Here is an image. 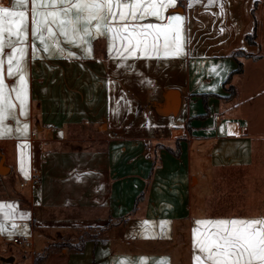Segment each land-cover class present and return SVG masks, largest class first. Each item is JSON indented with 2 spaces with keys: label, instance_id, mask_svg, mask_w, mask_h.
<instances>
[{
  "label": "crops",
  "instance_id": "obj_1",
  "mask_svg": "<svg viewBox=\"0 0 264 264\" xmlns=\"http://www.w3.org/2000/svg\"><path fill=\"white\" fill-rule=\"evenodd\" d=\"M252 3L175 0L140 21L182 18L184 54L168 57L110 55L105 38L88 54L60 37L65 54L36 41L33 58L29 15L26 83L5 73L25 115L12 92L15 119L0 126V264H35L42 251L39 264H195L194 229L205 230L194 222L264 217V61L251 68L262 32L239 18Z\"/></svg>",
  "mask_w": 264,
  "mask_h": 264
},
{
  "label": "snow or ice",
  "instance_id": "obj_2",
  "mask_svg": "<svg viewBox=\"0 0 264 264\" xmlns=\"http://www.w3.org/2000/svg\"><path fill=\"white\" fill-rule=\"evenodd\" d=\"M174 3L175 0H10L11 7H7L0 2V126L10 116L15 119L12 110L17 105L12 92L19 101L20 114L25 115L21 90L15 86L8 94L4 90L8 87L5 73L14 81L18 78L21 86L26 83L23 73L28 56L29 15L33 58L40 50L36 48V41L45 53L55 48L65 54L60 37L64 43L77 47L87 45L84 50L88 54L91 53L90 39L105 38L109 40V54L115 51L125 59L137 52L146 56H180L184 54L180 16L172 17L165 25L140 23L148 17L160 19L161 10ZM29 4L30 9L25 10ZM161 35L164 36L162 47L157 44ZM4 128L0 136L7 134L8 129ZM3 207L0 205V210ZM194 223L205 230L194 229L195 264H264V217ZM3 231L0 225V232ZM197 250L199 254H195Z\"/></svg>",
  "mask_w": 264,
  "mask_h": 264
},
{
  "label": "rangeland",
  "instance_id": "obj_3",
  "mask_svg": "<svg viewBox=\"0 0 264 264\" xmlns=\"http://www.w3.org/2000/svg\"><path fill=\"white\" fill-rule=\"evenodd\" d=\"M240 1V0H239ZM257 0H253L251 9L249 11V17L247 16V18L243 19V15L239 14V18L241 19V21L245 22L247 20L252 19L253 24L256 23V25L260 24L261 26V35H260V39L258 38V42L257 45H252L253 47L255 46L256 48H254L255 52H258V49H260V52L264 53V4H261L260 2H256ZM264 3V0H263ZM254 36V34H253ZM248 41H250V38H248ZM243 51H240L239 54H242ZM264 61V57H262V60L257 61V62H253L252 67L251 68H263V62ZM249 64V63H247ZM247 67H250V65H248ZM30 247H27L26 249H29Z\"/></svg>",
  "mask_w": 264,
  "mask_h": 264
},
{
  "label": "built area",
  "instance_id": "obj_4",
  "mask_svg": "<svg viewBox=\"0 0 264 264\" xmlns=\"http://www.w3.org/2000/svg\"><path fill=\"white\" fill-rule=\"evenodd\" d=\"M7 3L10 2V0H5ZM39 179L37 175H34L31 180L32 182H35ZM23 184V183H22ZM12 242L15 243L16 245L22 247V248H27L30 246V241L27 240L25 237L22 236H15L12 238Z\"/></svg>",
  "mask_w": 264,
  "mask_h": 264
},
{
  "label": "trees",
  "instance_id": "obj_5",
  "mask_svg": "<svg viewBox=\"0 0 264 264\" xmlns=\"http://www.w3.org/2000/svg\"><path fill=\"white\" fill-rule=\"evenodd\" d=\"M241 69H242V65H241L240 62H238V65H237V68H236L235 72H240ZM83 239H84V237L81 236L79 242L77 243L78 246L82 243ZM45 254H46V251H42L39 254H37L36 257H35V264H39L40 261L44 258Z\"/></svg>",
  "mask_w": 264,
  "mask_h": 264
},
{
  "label": "water",
  "instance_id": "obj_6",
  "mask_svg": "<svg viewBox=\"0 0 264 264\" xmlns=\"http://www.w3.org/2000/svg\"><path fill=\"white\" fill-rule=\"evenodd\" d=\"M2 260L4 262H11L13 260V258L12 257H3Z\"/></svg>",
  "mask_w": 264,
  "mask_h": 264
},
{
  "label": "bare ground",
  "instance_id": "obj_7",
  "mask_svg": "<svg viewBox=\"0 0 264 264\" xmlns=\"http://www.w3.org/2000/svg\"><path fill=\"white\" fill-rule=\"evenodd\" d=\"M1 2H2L4 5L6 4L5 0H1ZM235 130H236V128H235Z\"/></svg>",
  "mask_w": 264,
  "mask_h": 264
}]
</instances>
